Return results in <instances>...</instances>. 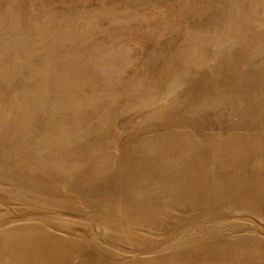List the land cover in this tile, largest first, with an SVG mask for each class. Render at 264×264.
Segmentation results:
<instances>
[{
	"label": "rangeland",
	"instance_id": "rangeland-1",
	"mask_svg": "<svg viewBox=\"0 0 264 264\" xmlns=\"http://www.w3.org/2000/svg\"><path fill=\"white\" fill-rule=\"evenodd\" d=\"M100 1L0 0V24H4L0 31V101L7 98L8 89L11 88L12 97L22 103H29L28 107L35 112V122H30L31 129L26 125L17 127L13 123V117L0 115V141L7 145L16 143L17 148L24 151L28 142L34 138L30 137L42 133V126L47 120V114L41 111L36 101L47 95H57L59 89L73 91L84 86L99 91L108 88L117 98L109 107L112 118L108 127L106 126V134H110V137L116 135L118 138L108 150L111 155L113 153L116 156L111 170L106 175L109 182L99 180L92 187L90 184L69 183L74 186L75 191L81 192L79 201L83 208L75 214L66 210L50 209L53 208L55 200L44 197L49 196L47 192L55 184L53 178L40 183L32 181L30 177H16V167H25L15 165L14 158H9L7 167L11 172L7 174L0 170V232L15 231L18 238L24 237V240H21L22 246L17 244L18 239L0 240V257L7 258L5 255H8L13 260L9 255L12 252L17 254L20 250L27 255L35 252L40 254L38 247L46 245L50 237L57 236L64 238V244L70 250H77V255L67 264H87L81 260H88L92 255H96L99 264H251L252 250L255 249L256 243L264 242V210L255 212L252 209H228L220 213L221 210L214 202L207 200L205 194L193 193L188 197L182 191L183 188L172 190L171 201L167 202L164 198L166 193L161 192L148 180L149 176L154 181L163 180V176L158 174L162 169L140 172L143 169L141 166L131 169L123 157L129 154V158L133 160L147 149L162 150L172 144L178 145V141L169 140L175 133H181L184 137L182 141L176 137L181 142L180 147L187 144L191 149L200 148L201 140L206 143L212 138L226 139L234 134L241 137L264 136V0ZM12 6H17L25 14L17 16L19 28H16L15 33L8 34L6 29L9 30V23L13 21L10 10ZM106 6L116 8L120 13L113 17L94 15L87 22L104 23L105 26H116L119 30L112 31L111 27H107L98 31L91 27L89 30L92 34L85 37L81 35L80 38L72 37L63 42V46H68L72 41H78L85 49L78 62V69H73V66L67 63L71 59L68 51L63 54L59 50L60 54H54V36H37L39 24L47 21L59 24L85 23L86 21L79 22L76 15L100 12ZM237 6L240 9H259L258 16L251 18V26L259 27L260 33L257 35L263 37L258 44L254 42L246 49H243V46L247 45L250 39L257 40L251 38L254 31L249 28L250 21H245L247 33L240 36H222L213 31L219 13L227 14L231 7ZM33 15H36V18ZM241 20L243 19H237ZM200 26L211 29L205 32L197 31ZM187 39L201 41L198 53L202 52V59L207 64L189 67L184 64L181 56L164 50L173 40V51L176 46L179 47L176 48L177 51L186 46L189 47L187 51L191 48L192 53H195L196 43L193 45L185 42ZM207 41L210 43L207 44L206 50L203 45L201 49V44ZM44 55L46 59L42 60ZM194 55L189 60L194 61ZM64 56L65 61L62 59ZM169 56L181 61V66L178 65L177 68L186 73L184 80L176 86L175 93H167V78L157 77L169 69L172 70L166 61ZM212 69L216 71L217 78L212 77ZM73 73L78 75L74 80L76 84L71 77ZM140 74H144L142 80L149 86H144L142 92L137 91L134 95L141 92L146 94L145 97H149V94L156 92L155 95L160 100V95L167 97L160 103L153 101L150 107L126 108V105H130L129 92L135 89L136 79L141 78ZM171 75L173 71L169 74ZM9 78L12 79L8 80ZM42 87L44 90L40 91ZM150 91L153 92L149 93ZM188 93L192 95L191 104L209 96L204 99V106L198 109L191 105L188 107ZM85 100L73 94L69 95L65 108L70 117L76 115V121L68 119L67 123L75 128L74 131L84 133V136L88 133L86 139L95 144L96 139L101 140L99 131L95 132L94 125H98L95 116L105 113L106 109L104 107L97 115H93L92 112L96 109H92L88 103L86 112H91V115L83 119L82 113L75 110L74 106ZM95 102V105L101 106L104 101L96 99ZM243 102L249 106L241 105ZM152 111L154 112L150 115ZM138 138L140 139L137 140ZM66 139L71 143L73 137ZM139 141H148L151 147H142ZM132 148L134 150L130 152ZM197 154H193V151L190 154L182 151L175 163L189 165L187 169L184 168L186 172L191 171V177L188 176L186 181H198L205 176L204 179L210 187L215 181L209 177H218L217 171L221 170L219 157L212 154L200 162ZM262 155L264 152L248 151V163L242 167L243 173L247 175L241 177L240 186L247 188L256 185L255 181L259 178L256 171L262 168L259 158ZM163 156L162 151L160 158ZM181 159L183 160L180 161ZM4 166L1 164L0 168ZM79 171L84 169L79 168ZM207 171H210L211 175L207 176ZM179 173L180 169L169 175V178ZM115 180L121 182L125 188H135V192L129 194L133 195L130 198L139 205L137 219H152L155 223L139 226L125 223L124 231L132 236L131 242H115L109 246L104 241L105 236H115V233L103 229L101 225L104 217L96 215L97 204L93 203L92 199L96 191L109 190ZM36 186L41 187V190L36 191ZM66 187V184L63 185L65 191ZM87 188H91L92 192L85 191ZM38 193L40 195L35 196ZM43 199L52 202L48 203L51 207H44L41 201ZM219 213L227 215L226 218L218 215ZM96 222L101 225H94ZM228 224L234 228L228 227ZM34 226L41 227V239L40 235L24 233L22 230ZM240 239H246L247 243H239ZM93 242L99 243L96 252L87 248ZM245 249L247 257L242 256ZM105 251L107 256L104 258ZM233 254L235 259L232 258ZM4 260L6 259L2 261L6 263ZM42 261L44 262L43 259Z\"/></svg>",
	"mask_w": 264,
	"mask_h": 264
},
{
	"label": "bare ground",
	"instance_id": "bare-ground-1",
	"mask_svg": "<svg viewBox=\"0 0 264 264\" xmlns=\"http://www.w3.org/2000/svg\"><path fill=\"white\" fill-rule=\"evenodd\" d=\"M100 2L104 3V0H101ZM10 10L12 13L13 21H10L9 30L6 29V31L8 34H13L16 32V28H19V20H17V16H23L25 13L21 12V10L17 8V6H12ZM258 11L259 9L257 7H243V9H240V7L238 6L231 7L229 13H219L217 18L215 19L216 24L214 26L216 27H214L213 31L216 34H222V36H227L229 34H237L238 36H240L247 33L245 21L248 20L250 21L249 28H251V31L252 29L254 31V35L251 38H257V40L250 39V41L247 42V45L243 46V49H246L248 45L253 44L254 42L258 44V41H260L263 37L262 35H257L260 33V28L251 26V18L258 16ZM119 13L120 11L116 10V8L112 9L111 7L106 6L104 7L103 11L100 12H88L80 16L79 14L76 15L79 22L86 21L85 23L77 24L78 22H73L59 24L56 22L53 23L47 21L45 23L39 24V28L38 30H36L37 36H54L56 38V50L54 51V54H56L59 50L63 54L68 51L67 53H69V55L71 54V59L67 61V63L71 64L73 66V69H78V62L83 55V50L85 49L80 46V43L78 41H72L68 46H63V42L71 39L72 37L80 38L81 35L85 37L87 34H92L89 30V28L91 27H93V30L98 31H102L107 27H111L112 31L119 30L116 26H105L104 23L92 24L90 21L87 22V20L89 18H92L94 15L113 17L117 16ZM34 17L36 18V15ZM239 18L243 20L237 21V19ZM3 25L4 24H0V31ZM209 29L211 28H207V26H200L197 31L205 32L207 30L209 31ZM172 42L174 43V41L172 40L164 50H167L168 53H171L173 55L181 56L182 60L185 62L184 64L188 65L189 67L199 66V64L201 63H203L201 64V66L204 65L205 62L204 59H202V52L198 53L201 41L196 42V40L191 39H187L185 41L193 45L196 43L195 53H192L193 51L191 48L187 51V48L189 47L186 46H184V48H182V50L180 51L176 50V48H179L176 46L173 51L175 43L173 44ZM203 43L201 44V49L203 45L204 50H206V46L210 42L207 41L204 44ZM58 53L60 54V52ZM193 55L196 56L194 57L195 60H189L193 57ZM65 57L66 56L62 58L63 61H65ZM45 59L46 55L43 56L42 60ZM166 61L172 70L169 71V69V72L166 71L168 72L167 74L166 72H164L162 76L157 77L159 79L161 77L167 78V86L169 87H167V93H175L176 86L184 80L186 73L183 72V70H179L177 68L178 65H180L181 61L175 60L172 56L166 58ZM172 71L173 75L169 76ZM198 74L199 72H197V75ZM143 75L140 74L141 78L136 79L137 85L135 86L133 92H129L131 95L128 99L130 101V105H126V108L139 106H142L143 108L150 107L153 101H157L158 103H160L163 98L167 97L166 95H160L159 97H161L162 99L160 100L157 98L158 96L155 95L156 92L154 93L153 91L149 92H153V94H149V97H145L146 94L141 92L143 91L144 86L149 85L148 83L145 84V82L142 80ZM211 75L212 77L217 78V73L213 69ZM200 76L203 77L202 75ZM71 77L73 79V83L76 84L74 80L78 77L77 73L71 74ZM11 79L12 78H9L8 80ZM91 82H93V80ZM209 89H211L210 86ZM8 90L9 95L7 96V98H5L4 101H0V115L13 117V120H15L13 123L17 127L26 125L29 129H31L32 125L30 122H35L34 110L28 107L29 103H22L21 101L14 99L11 95L12 89L9 88ZM42 90H44L43 87L42 89H40V91ZM137 91H141L140 94L134 95ZM70 94H73L80 99H86L82 103H78L74 106L75 110H78V112L82 113L81 116H83V119H87V117H90L91 115V112H86V106L88 103L92 106V109H96L92 112L93 115H97L105 107V113L98 114L99 116H95V121L98 122V125H94V128L96 129L95 132L99 131L101 135V140L96 139L94 141L95 144L88 142V133H85L84 136V133H81L78 130L74 131L75 128L70 127L67 123L68 119L76 121V115L70 117L67 114V109L65 108L66 101ZM187 96V100H189L188 107H190L191 105L195 106L196 108L198 107L199 109L201 106H204V99H206L209 95L207 97L201 98L200 101H197L193 104L190 103L192 95L188 93ZM96 99H102V101H104L101 106L95 105ZM113 100H117V98L112 95V92L109 91L108 88H103L101 89V91H99L93 90L90 87L86 88L85 86L76 88L73 91H65L59 89L57 95H53L51 97L47 95L45 98H39L36 102L42 109L41 111L47 114V117H45L47 118V120L42 126V133L40 132L41 134L37 136H31L30 138H34L28 142V146L24 151H20L17 148L16 143L7 145L4 142L0 141V165H5L4 167H1L0 170L5 171V173L9 174L11 170L7 167V165H9L7 161L9 160V158H14L15 165H22L25 167V169L16 167V172L18 173L16 177H30L32 181L40 183H43L42 181L48 178H53L55 184L47 192L49 196L46 195L47 197H44L43 195V197L46 199L53 198L55 200L53 202V208L50 209H58L64 211L66 210L75 214L78 210H80V208H83L79 201L81 192L77 190L75 191V189L73 188L74 186L69 185V183L77 182L78 184H90L92 187L99 180H103L104 182L110 181L107 179L108 177H106V175L107 173H109L108 171L111 170V166L113 164L112 162L116 160V156L113 153L111 155L108 150L109 146L111 147L115 140L118 139L116 135L110 137V134H106V129H108L107 127L109 125L108 122L112 118L110 116L111 112H109V107H111V103H113ZM207 101L208 100H206V102ZM241 105H245L246 107L249 106L244 102ZM179 107L180 106L178 105V108ZM126 108L124 110H126ZM153 112L154 111H152L150 115ZM96 122L95 124H97ZM177 135L178 134L175 133V136L169 140L178 141V145L172 144L170 146L164 147L162 150L147 149L144 152L140 153L141 156L133 160L129 158V154L124 155L123 158L127 162V164L132 167L131 169L136 166H141L143 169H141L140 172H155L154 169H157V171H160L162 169V171L158 172V174L163 176V180L156 179L154 181L151 176L148 177V180L150 181V184L158 187L161 192L166 193V196L164 198L167 202L171 201L170 193H172V190L178 191L180 188H183L182 191L188 197L192 196L193 193L201 195L205 194L207 200H209L210 202H214L216 207L221 210L220 213H222V211L226 212L228 209H235L237 211H249L252 209L255 210V212L264 210V155L259 157L261 159L260 165L262 168L256 171V174L259 175V178H257V180L255 181L256 185L254 184L253 186H248L247 188L240 186V183H242L241 177L247 175L246 173H243L242 169L244 164L248 163L247 159L249 156L246 155L248 151L264 152V136L254 135L249 137L248 135V137H246L247 135H244L245 137H241L240 135L234 134L229 135V137L226 139L224 137H222L221 139L212 138L211 141L207 140L206 143H203V140H201L200 148L198 147L191 149L187 144H184L180 147V141H182L184 137L181 133L178 136ZM67 137H73L71 143H69V141L66 139ZM176 137H178L180 141ZM133 138L135 139V137ZM139 139L140 138H138L137 140ZM186 140L188 141V136H186ZM139 142L141 143L142 147H151V143H149L148 141ZM248 148L251 149L247 150ZM133 150L134 148H132L130 152H132ZM162 151L164 153V156L163 158H160ZM182 151H187L188 154H190L192 151L193 154L194 152L198 153L197 158L200 160V162H203L202 159L206 156L212 154L218 155V164L221 168V170L217 171L219 174L218 177L211 175L210 171H207V176L211 175V177L209 178H213L212 180L215 181L210 185V187H208L207 185V180L204 179L205 176H202L198 181H186V178L190 176L191 171L187 170L186 172L184 168L187 169L189 165L182 166L184 165L183 163H181V165H178V162L175 163V160L178 159L179 153ZM187 159L188 158H186V160ZM182 160L183 159H181L180 161ZM79 168H83L84 171H79ZM178 169H180V173L178 175H172V179L169 178V175L175 173ZM181 180L184 181L181 182ZM112 182L113 186L109 190L101 189L102 192L98 190L93 195L92 201L93 203L97 204L96 215L104 217L102 225L98 222H96L94 225H101L104 230H110L115 233V236H105L106 239L104 241L107 245H114L115 242L129 244L133 238L129 233H126L124 231L123 226L125 223L129 225L139 226L144 223L154 224L155 221L152 219H137V210L139 205L136 201H134L133 198H130V196L133 195L129 194L134 193L135 188L133 190L125 188L121 182H116V180ZM65 184L67 185L66 191L63 189V185ZM34 189L36 191H40L41 187L36 186ZM85 191L92 192V189L87 188ZM66 192H68V194ZM39 195L40 194L38 193L35 196ZM185 195H183L184 198H186ZM41 201L42 203H44V207H51V204L48 203L52 202H48L49 200L46 201L45 199H43ZM220 213L218 215H220ZM262 213L264 215V212ZM220 216L224 217L225 219L227 215L222 214ZM227 226L231 227L232 225L228 224ZM232 227L234 228V226ZM22 230L24 233L32 232L31 234L33 235H40L39 239L42 238L41 235L43 234V232L41 231L40 226L24 228ZM121 234L123 235V237H121ZM2 239H12L11 241L18 239L19 243L17 244H21L19 246H22L21 242L24 240V237L18 238L17 232L8 230L6 232H0V240ZM77 242L79 243V241ZM239 243L245 244L247 243V240L240 239ZM98 245V242H93L87 248H91L93 252H96ZM38 248L40 249V254L35 252L27 255L24 254L23 250H20L17 252L18 255L16 254V252H10L11 254L9 256H11L13 260H11L8 255H5L7 258L0 257V262L2 264H67L77 255V250H70L64 244V238L61 239L57 236L50 237L46 245ZM246 253V249L245 251L243 250L242 256L247 257ZM106 256L107 251L104 252V258ZM234 257L235 254H233L232 258ZM3 259H6L4 260L6 261V263L2 261ZM42 259L44 260V262L42 261ZM88 260L84 258L81 260V262L87 264H99V260L97 259L96 255H92L90 258H88Z\"/></svg>",
	"mask_w": 264,
	"mask_h": 264
},
{
	"label": "crops",
	"instance_id": "crops-1",
	"mask_svg": "<svg viewBox=\"0 0 264 264\" xmlns=\"http://www.w3.org/2000/svg\"><path fill=\"white\" fill-rule=\"evenodd\" d=\"M252 259L251 264H264V242L256 243L252 250Z\"/></svg>",
	"mask_w": 264,
	"mask_h": 264
}]
</instances>
